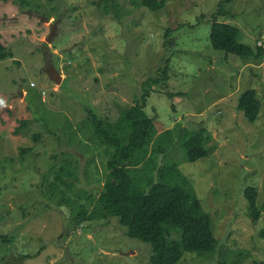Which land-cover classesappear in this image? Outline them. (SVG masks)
I'll use <instances>...</instances> for the list:
<instances>
[{
    "label": "rangeland",
    "instance_id": "1",
    "mask_svg": "<svg viewBox=\"0 0 264 264\" xmlns=\"http://www.w3.org/2000/svg\"><path fill=\"white\" fill-rule=\"evenodd\" d=\"M99 2L0 0V42L13 56L0 60V264H148L150 246L127 238L116 219L78 225L73 216L93 207L107 173L108 155L87 118L115 121L160 68L168 78L152 87L144 111L157 133L173 131L167 157L219 242L214 258L183 253L179 264L264 261V55L244 59L209 42L220 5L226 14L217 22L237 28L239 43L264 50V0H166L156 12L120 0L127 14L118 20L98 11ZM249 89L260 103L251 118L236 110ZM199 128L210 134V150L190 163L177 138ZM64 160L76 169L65 180L71 192L58 184L50 198L53 175L45 176ZM248 188L257 190L253 219ZM165 228L178 240L179 230Z\"/></svg>",
    "mask_w": 264,
    "mask_h": 264
},
{
    "label": "trees",
    "instance_id": "2",
    "mask_svg": "<svg viewBox=\"0 0 264 264\" xmlns=\"http://www.w3.org/2000/svg\"><path fill=\"white\" fill-rule=\"evenodd\" d=\"M28 1L33 0H19V3L23 5ZM126 1L135 9L144 7L151 12L163 9L166 4V0ZM96 5L103 14L113 15V20L127 14L122 10L125 7L120 0H100ZM225 14L219 5L212 15L211 47L244 59L262 57L263 47L256 44L252 49L239 43L237 28L217 22L216 16ZM12 57L0 42V60ZM167 78L166 68L158 69L155 77L142 83L139 100L123 109L115 121L102 120L93 114L87 118L92 139L104 147L108 155L107 173L93 207L88 210L81 206L73 216L78 225L82 221L116 219L127 238L150 246L148 264H179L183 253L212 259L217 254L219 243L211 229L210 215L203 210L190 182L167 157L174 143L173 131L157 133L153 119L144 111L152 87L161 85ZM236 110L250 118L258 115L260 103L254 90L249 89L238 97ZM25 126V121H22L13 133L17 134ZM177 140L185 149L190 163L205 158L209 153L210 134L204 128L189 131ZM75 170L68 160L56 169H49L44 176L53 175V181L47 186L50 198L59 189L58 184L66 185L67 192H71L72 184L65 180L73 179ZM244 198L248 216L253 219L258 214L257 190L246 189ZM165 226L180 231L178 240H169V230ZM218 264L222 263L219 261ZM257 264H264V261Z\"/></svg>",
    "mask_w": 264,
    "mask_h": 264
},
{
    "label": "water",
    "instance_id": "3",
    "mask_svg": "<svg viewBox=\"0 0 264 264\" xmlns=\"http://www.w3.org/2000/svg\"><path fill=\"white\" fill-rule=\"evenodd\" d=\"M53 37V33H51L47 39V43L51 41V38ZM48 77L51 82L59 84L62 81V77L60 74H58L54 68L49 64V68L46 70Z\"/></svg>",
    "mask_w": 264,
    "mask_h": 264
},
{
    "label": "bare ground",
    "instance_id": "4",
    "mask_svg": "<svg viewBox=\"0 0 264 264\" xmlns=\"http://www.w3.org/2000/svg\"><path fill=\"white\" fill-rule=\"evenodd\" d=\"M259 46H260V43H259Z\"/></svg>",
    "mask_w": 264,
    "mask_h": 264
},
{
    "label": "crops",
    "instance_id": "5",
    "mask_svg": "<svg viewBox=\"0 0 264 264\" xmlns=\"http://www.w3.org/2000/svg\"><path fill=\"white\" fill-rule=\"evenodd\" d=\"M260 66H262V64Z\"/></svg>",
    "mask_w": 264,
    "mask_h": 264
}]
</instances>
